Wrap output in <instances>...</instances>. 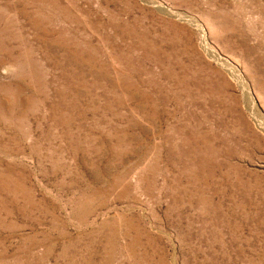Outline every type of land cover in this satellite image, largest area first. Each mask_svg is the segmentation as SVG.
Instances as JSON below:
<instances>
[{
  "label": "rangeland",
  "instance_id": "1",
  "mask_svg": "<svg viewBox=\"0 0 264 264\" xmlns=\"http://www.w3.org/2000/svg\"><path fill=\"white\" fill-rule=\"evenodd\" d=\"M0 264H264V0H0Z\"/></svg>",
  "mask_w": 264,
  "mask_h": 264
}]
</instances>
